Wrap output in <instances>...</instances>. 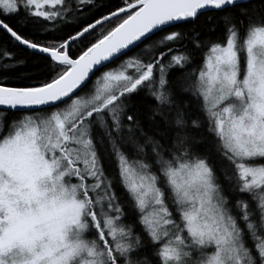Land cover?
Wrapping results in <instances>:
<instances>
[{"label":"snow or ice","instance_id":"obj_1","mask_svg":"<svg viewBox=\"0 0 264 264\" xmlns=\"http://www.w3.org/2000/svg\"><path fill=\"white\" fill-rule=\"evenodd\" d=\"M0 264H264V0H0Z\"/></svg>","mask_w":264,"mask_h":264}]
</instances>
